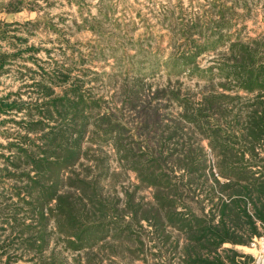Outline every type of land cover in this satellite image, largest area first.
Instances as JSON below:
<instances>
[{
	"label": "trees",
	"instance_id": "obj_1",
	"mask_svg": "<svg viewBox=\"0 0 264 264\" xmlns=\"http://www.w3.org/2000/svg\"><path fill=\"white\" fill-rule=\"evenodd\" d=\"M26 8V0L0 3L7 12ZM228 10L221 3L216 21L211 17L201 31L205 45L193 37L197 23L191 25L186 31L190 51L218 47L222 37L213 40L208 33L224 28ZM97 19L91 28L105 34ZM9 26L0 24L2 38H8L3 27ZM230 47L220 72L237 88L258 90L246 105L236 102L246 98L239 93L211 89L194 100L170 86L147 89L136 83V88H121L118 111L102 109L64 68L45 72L31 84L41 102L23 100L18 92L0 95V124L15 111L26 112L19 121L25 132L15 141L6 136L7 152L0 144V197L6 198V192L17 196L16 201L8 197L2 209L0 202V217L18 236L15 249L31 255V264H69L54 247L47 253L54 234L64 250L79 252L74 264H94L89 255L101 241L137 258L147 260L150 252L153 264H252L253 256L237 246L264 234V56L259 59L258 51L240 41H231ZM23 52L0 49V77ZM56 86H65L63 93H56ZM127 108L135 115L131 125ZM88 135L111 143L122 170L109 171L105 157L91 154L102 146H83ZM204 140L214 153L216 172L209 169ZM127 171L138 181L123 187V196L114 187L101 191L102 177L120 182ZM143 188H151L150 198L140 193ZM11 245L2 244L0 250L9 252ZM6 264H12L11 258Z\"/></svg>",
	"mask_w": 264,
	"mask_h": 264
},
{
	"label": "rangeland",
	"instance_id": "obj_2",
	"mask_svg": "<svg viewBox=\"0 0 264 264\" xmlns=\"http://www.w3.org/2000/svg\"><path fill=\"white\" fill-rule=\"evenodd\" d=\"M26 3L31 9L23 11L32 12L30 15L33 18L3 27L8 30V38H2L0 28L1 50L11 52L22 48L24 51L12 63L11 69L0 77V95L18 92L23 100L41 102L42 98L36 93L38 88L31 84L40 80L41 76H46L45 72L63 68L70 71L73 78L81 80L87 97L98 101L102 109L109 106L114 111L122 106L121 88H136V83L147 89L170 86L174 91L178 90L194 100H199L205 91L211 89L232 95L239 93L246 98L236 102L243 105L247 104L249 97L258 93V90L251 92L237 88L234 82L220 72V64L230 54L231 41L249 45L250 51H258L257 57L263 58L264 0H26ZM221 3L229 5L232 12L228 10L222 30H215L213 34L209 31L208 35L213 40L222 37V41L218 42L216 49L190 51L186 40L191 37L186 31L190 32L191 25L196 22L197 26L192 29L193 37L198 40L197 43L205 45L201 31L206 30L211 17L216 21ZM94 18L104 24L105 34L101 35L91 28ZM111 44H116L118 48L112 51ZM32 46L35 48L31 49ZM224 66L228 68L229 65ZM209 76L214 79L208 80ZM65 86H56V93H63ZM7 118V122L0 124V144L4 146V151L10 140L15 141L19 132H25L19 121L26 118V112L15 111ZM125 118L131 125L135 115L127 108ZM7 135L12 136L10 140ZM99 141L100 136L90 138L88 135L83 146H102L103 150L91 151V154L105 157L109 171L122 170L111 143L102 144ZM203 144L208 155L209 169L216 172L214 153L207 140ZM77 169H81L80 164ZM121 179L119 182L111 177H102L99 187L104 193L114 187L123 196V187H132L138 181L133 171H127ZM8 183L13 185L15 181ZM65 189V186L61 187L62 191ZM140 193L150 198L151 188H143ZM6 195V198L0 197L3 204L1 209L10 201L8 197L12 196L9 192ZM11 198L12 201L17 200L16 195ZM3 218L0 217V223ZM2 225L6 229L0 226V245L13 242V246L8 247L9 252L0 250V264H6L9 258L12 264H31L28 260L31 255L15 249L19 242L18 236L12 234L7 224ZM54 225L52 221L49 228L53 229ZM49 238V249L54 247L58 253L62 252L61 256L69 264H74L79 252L64 250L62 242L56 244L54 234ZM102 243L105 241L94 247L89 255L95 258L94 264H98V258L102 260L101 264H153L155 261L150 252L146 260L126 254L119 245L112 249V243L107 246ZM247 247L237 246L244 253L253 255ZM96 251L100 253L96 254ZM81 255L83 260L87 258L86 254Z\"/></svg>",
	"mask_w": 264,
	"mask_h": 264
},
{
	"label": "built area",
	"instance_id": "obj_3",
	"mask_svg": "<svg viewBox=\"0 0 264 264\" xmlns=\"http://www.w3.org/2000/svg\"><path fill=\"white\" fill-rule=\"evenodd\" d=\"M247 248L252 250V264H264V234L254 236Z\"/></svg>",
	"mask_w": 264,
	"mask_h": 264
},
{
	"label": "crops",
	"instance_id": "obj_4",
	"mask_svg": "<svg viewBox=\"0 0 264 264\" xmlns=\"http://www.w3.org/2000/svg\"><path fill=\"white\" fill-rule=\"evenodd\" d=\"M31 13L32 12L23 11V10L18 11V12H4L3 10H0V24L12 23V22H23L24 20H27L28 18H33V16L30 15ZM1 51H5V50H1Z\"/></svg>",
	"mask_w": 264,
	"mask_h": 264
}]
</instances>
